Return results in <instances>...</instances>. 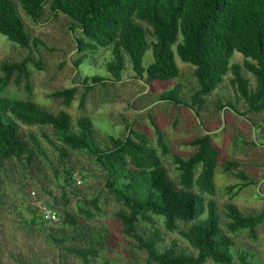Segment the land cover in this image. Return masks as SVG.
<instances>
[{
	"label": "trees",
	"instance_id": "1",
	"mask_svg": "<svg viewBox=\"0 0 264 264\" xmlns=\"http://www.w3.org/2000/svg\"><path fill=\"white\" fill-rule=\"evenodd\" d=\"M46 5L52 14L68 16L72 20L70 29L80 32L76 44L81 54L76 65L83 62L86 50L108 47L111 58L104 67L113 79H120L127 59L136 75L145 74L147 82H165L178 76L177 55L181 61L194 66L198 88L192 101L198 107L202 106L204 96L231 72V83L245 100L247 112L264 110V0H0V33L24 48L36 44L18 10L38 21ZM142 22L149 28V39ZM149 48L153 60L144 67L142 59ZM235 51L244 56L243 67L254 76L253 87L244 76L242 66L230 63ZM32 63L42 68L40 62L30 57L20 62H2L0 92L13 75L16 82L24 79L25 88L30 91L27 66ZM110 80L112 78L98 75L92 76L90 82L83 79L79 107H84L95 85H105ZM76 92L77 87L72 86L51 95L68 105ZM159 97L181 103L176 89L164 91ZM22 126L47 127L52 137L45 130L42 136L57 150L60 163L69 151H86L94 157L104 171L103 186L120 205L114 216L120 222L121 231L145 252L144 264L233 263L231 238L222 232L217 204L210 197L215 193L218 150L209 134L190 140L194 150L188 157L173 155L176 172L171 176L161 160L168 146L160 133L157 138L160 153L150 145L144 133L133 129L122 138L109 136L107 145L100 146L94 138L89 116L78 117L73 126L65 110L54 113L29 99L0 95V172L14 160L31 164L34 153L47 158L40 137L32 130H23ZM231 166L237 167L238 163L228 162L226 170ZM53 172L57 174L58 168L53 166ZM63 173L62 185L71 184L73 170L66 169ZM237 175L245 177L241 173ZM61 192L63 203L67 204L70 192L63 188ZM99 202L98 195L77 199L76 207L83 214L82 219L93 222L96 213L102 212ZM54 203L58 204L57 198ZM46 205L56 212L55 206ZM32 213L39 220L31 219V223L41 222L42 228H47V241L58 250L72 254L83 264H89L98 256L105 238L102 229L90 226L86 232L83 226L89 225L82 219L78 221L76 216L57 212L61 230L50 229L40 212L32 210ZM224 215L228 232L245 229L247 236L255 239L257 227L264 221V208L256 213L242 214L233 203H227ZM157 219H161L166 232H177L194 252H178L174 242L170 247L163 245L164 235L156 227ZM64 226H72L74 233L62 228ZM143 226L149 229L143 231ZM68 240L72 242L66 244ZM246 258L240 254L238 261L253 264Z\"/></svg>",
	"mask_w": 264,
	"mask_h": 264
},
{
	"label": "rangeland",
	"instance_id": "2",
	"mask_svg": "<svg viewBox=\"0 0 264 264\" xmlns=\"http://www.w3.org/2000/svg\"><path fill=\"white\" fill-rule=\"evenodd\" d=\"M18 12L36 44L31 43L30 47L24 48L0 33V65L30 57L40 62L42 68L28 64L30 91L25 88L24 79L16 82L13 75L0 95L29 99L54 113L65 110L70 114L73 126L78 117L89 116L94 126V138L100 146L107 145L109 136L122 138L133 129L144 133L150 145L160 153L157 142L160 133L168 146V152L162 155L161 160L171 176L176 172L173 155L188 157L194 150L189 144L190 140L209 134L218 150L215 193L210 197L217 204L222 232L231 238L232 264H241L238 261L240 254L246 255V259L253 264H264V221L257 227L255 239H250L245 229L231 233L224 226L227 203H233L242 214L256 213L264 208V110L247 112L245 100L231 83V72L211 93L204 96L202 106L198 107L192 101L198 88L193 74L194 66L181 61L177 55L175 61L179 73L174 79L147 82L145 74L136 75L126 59L120 79L116 80L104 67V63L111 58L108 47L86 50L83 62L75 64L81 54L77 51L76 37L81 35L78 30L70 29L72 20L68 16L52 14L47 5L38 21L32 20L21 9ZM142 25L146 27L148 39L151 38L147 25L144 22ZM152 60L149 48L144 53L142 65L146 67ZM244 61V56L236 51L230 59V63L242 66L244 76L253 87L254 76L243 67ZM94 75L112 78V81L95 85L88 93L84 107L80 108L79 99L84 90L81 83L85 78L90 82ZM72 86L77 87V92L68 105L51 95ZM173 89L177 90L180 104L159 97L162 92ZM220 105L225 107L220 108ZM22 129L32 130L40 137L47 158L34 153L31 164L14 160L0 172V264H83L72 254L58 250L47 241V228L43 229L39 221L31 223V219H35L32 210L39 213L40 208L50 203L56 207L57 213H68L80 221L83 214L76 207L77 199H91L95 195L100 197L102 212L96 213L93 222L82 219L89 225L83 227L86 232L90 226L100 228L105 238L98 256L89 264H144L145 252L139 250L136 242L121 231L120 222L114 216L120 205L103 186L104 171L94 157L86 151H69L64 162L60 163L57 150L42 136L45 130L52 137L47 127L22 126ZM230 161L237 162L238 166L226 170ZM53 166L58 168L57 174L53 172ZM66 169L73 170V181L63 186V171ZM238 173L245 177L238 176ZM62 188L70 192L67 204L63 203ZM54 198H57L58 204L54 203ZM57 216L54 222L46 223L50 229L55 227L61 230ZM156 227L163 233L162 244L166 247L174 242L176 251L194 252L177 232H166L161 219H157ZM62 228L74 233L72 226ZM146 229L149 226H143V231ZM71 242L68 240L66 244Z\"/></svg>",
	"mask_w": 264,
	"mask_h": 264
},
{
	"label": "built area",
	"instance_id": "3",
	"mask_svg": "<svg viewBox=\"0 0 264 264\" xmlns=\"http://www.w3.org/2000/svg\"><path fill=\"white\" fill-rule=\"evenodd\" d=\"M40 213L43 219L48 222H54L57 219L56 212L47 205L43 206L42 209L40 208Z\"/></svg>",
	"mask_w": 264,
	"mask_h": 264
}]
</instances>
